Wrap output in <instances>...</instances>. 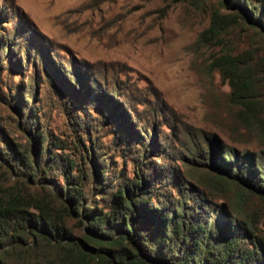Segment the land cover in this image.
I'll return each mask as SVG.
<instances>
[{
	"label": "trees",
	"instance_id": "trees-1",
	"mask_svg": "<svg viewBox=\"0 0 264 264\" xmlns=\"http://www.w3.org/2000/svg\"><path fill=\"white\" fill-rule=\"evenodd\" d=\"M173 1L209 11L190 47L215 50L209 66L239 123L264 142V0ZM14 110L0 116V264H264V148L191 152L184 166L202 181L177 171L173 198L153 173L116 182L79 136L51 135L34 110Z\"/></svg>",
	"mask_w": 264,
	"mask_h": 264
},
{
	"label": "rangeland",
	"instance_id": "rangeland-1",
	"mask_svg": "<svg viewBox=\"0 0 264 264\" xmlns=\"http://www.w3.org/2000/svg\"><path fill=\"white\" fill-rule=\"evenodd\" d=\"M208 15L173 0H0V116L34 110L51 135L79 136L111 179L153 173L176 198L174 173L192 186L203 178L184 166L191 152L264 148L209 66L215 50L190 47Z\"/></svg>",
	"mask_w": 264,
	"mask_h": 264
}]
</instances>
